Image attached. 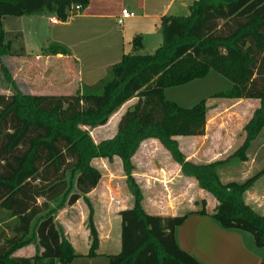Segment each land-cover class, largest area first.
<instances>
[{"label": "trees", "instance_id": "trees-1", "mask_svg": "<svg viewBox=\"0 0 264 264\" xmlns=\"http://www.w3.org/2000/svg\"><path fill=\"white\" fill-rule=\"evenodd\" d=\"M88 2L0 0V75L10 90L7 96L0 94V264H69L76 258L57 213L78 201L89 207L87 195L101 179L91 163L113 158L120 162L132 206L118 214L120 251L108 257L110 264H202L176 243L175 230L189 214L207 215L223 229L248 233L264 250V215L244 200L264 168L243 182L224 183L221 177L229 163L247 161L246 151L264 126V0H196L187 16L162 19V42L152 54H139L143 45L135 37L133 53L111 66L96 85L70 95L22 93L3 63L14 54L5 19L48 14L66 22L73 7L83 9ZM61 51L50 45L44 53ZM211 70L227 79L231 89L210 99L258 101L259 107L243 128L247 136L236 151L226 159L196 164L186 159L175 138L204 135L208 102L183 108L166 100L164 91ZM131 99L135 102L121 115L114 136L95 143L88 131L105 126ZM147 140L157 141L180 175L214 199L210 213L203 199L198 209L175 216L144 210L131 160ZM86 225V256L92 258L99 240L91 212ZM28 246L34 247L32 257H14Z\"/></svg>", "mask_w": 264, "mask_h": 264}, {"label": "crops", "instance_id": "crops-1", "mask_svg": "<svg viewBox=\"0 0 264 264\" xmlns=\"http://www.w3.org/2000/svg\"><path fill=\"white\" fill-rule=\"evenodd\" d=\"M194 1L196 0H89L81 12L67 19L66 22L58 24H51L50 16L43 14L41 18L45 19V21L43 20L45 23L44 34L47 39L45 44L48 46L58 45L63 48V52H58L55 55L44 53L45 56L36 55L34 59H29V55H25L24 62L22 60L21 62L26 63L27 60H31L26 63V66L29 65L32 70L30 72L27 70L26 75L28 76L25 79L18 77L21 84L17 82V76H15V83L22 93L29 95H70L83 88L94 86L105 77L111 66L119 63L123 56L133 53L132 40L135 37L141 38L143 49L140 52L152 54L162 42L160 31L162 19L164 17L187 16L188 9ZM124 9L134 13V17L125 20L122 25H118L117 21ZM27 80L37 81V83L31 84L32 81ZM132 100L135 99L126 102L121 108ZM252 102L259 103L258 101ZM128 108L120 114L119 119ZM207 132L208 127L206 126L204 135L198 138L207 137ZM175 140L180 146V141ZM144 143L145 141L141 145ZM136 155L137 153L132 158L133 163ZM187 160L189 159L187 158ZM113 161L120 164L117 158H113ZM175 170L176 176L178 174L181 176L176 164ZM160 171L163 170L160 169ZM140 176L144 177L145 175ZM257 181L245 193L244 200L255 212L264 215V194L254 191L257 186L255 184H258ZM159 182L165 184V181ZM101 183L100 179L97 187L87 195L90 200L95 201L98 210L94 216V225L99 240L96 256L92 258L86 256L89 248V234L85 228L84 215L78 214V217L74 216L71 220L59 223L65 237L77 254V257L69 264H110L108 257L116 255L120 251L121 225L118 214L130 208L132 200L113 211V200L119 205L117 200H121V197L116 196V191H114L115 195L114 192L109 191L110 198L114 196L110 201L107 192L102 191V187L99 188L100 185H103ZM104 188L110 189L109 186ZM215 204L209 208L206 204L207 212L210 213ZM73 206L70 208H74ZM142 206L150 215H174L168 210L161 212L153 205H149L150 210L144 200ZM58 220L59 217L56 218V221ZM175 239L181 250L202 264H260L264 255V250L255 246L248 233L223 229L207 215L189 214L176 228ZM77 247H80L81 250L78 251ZM34 254V247L28 246L18 250L14 257L30 258Z\"/></svg>", "mask_w": 264, "mask_h": 264}, {"label": "rangeland", "instance_id": "rangeland-1", "mask_svg": "<svg viewBox=\"0 0 264 264\" xmlns=\"http://www.w3.org/2000/svg\"><path fill=\"white\" fill-rule=\"evenodd\" d=\"M42 15H34L30 18L21 19L6 18L4 21V31L11 41L14 54L5 58L3 63L8 68L12 79L14 80L15 76H17V82L19 83L20 80L18 77L25 79L28 76L26 75L27 70L29 72L32 70V67L29 65L26 66V63H29L31 60L23 63L25 55H29V59H34L36 55L45 56L44 51L48 45L45 44L47 40L44 34L45 23H43V20L45 21V19L43 18L42 20ZM48 16L52 17L51 15ZM21 52L22 54H20ZM140 54L146 53L143 51ZM24 71L25 73H22ZM32 83L36 84L37 81H32ZM230 89L231 83L212 70L201 79L165 89V99L183 108H190L205 99L208 102L207 137L175 138L180 141L179 148L189 161L196 164H204L216 161L217 159H226L242 145L246 138L247 131L243 130V128L252 118L254 111L258 109L259 103L255 104L247 100L239 102L224 99H210L212 95L224 93ZM0 94L6 96L10 94L9 88L1 79V75ZM134 102L135 100H132L129 104L119 109L110 118L107 125L89 130L88 132L92 140L98 143L103 139L111 138L115 134L116 123L120 114ZM246 156L247 161L244 163L235 161V163H229L227 165V172L221 174L224 183L231 181L243 182L264 168V126L250 143V147L246 151ZM143 159L144 161L142 162ZM131 162L133 165V179L140 187L143 200L148 206L153 205L161 212L168 210L174 215H178L198 209L201 199L205 200L208 208L212 204H215L214 199L209 194L197 188L193 180L178 176L179 174L176 176L175 164L172 163L167 152L157 142L145 141L140 146L134 163L133 160ZM91 164L100 171L101 184L110 187V189L106 190L104 188L106 186L100 185L99 188L102 187V191H106L107 194L109 191H116L117 194L114 192V195L116 194V196L121 197V200H117L119 205L113 200V211L132 200L125 183V178H121L123 173H121L118 162H114L113 160L108 162L98 159L93 160ZM160 169L163 171H160ZM142 174L145 176H140ZM167 179L168 181H166ZM261 179L263 180L259 182ZM159 181H165V184ZM257 183L255 184L257 186L254 191L264 194V176ZM108 196L109 200L112 201L114 196L112 198H110L111 196L109 194ZM88 199L90 210L82 201L77 202L74 204V208L65 207L59 211L56 216V218L59 217V220L56 222L58 224L60 222L63 223L65 220H71L74 216L78 217V214H82L86 219L85 228L88 231L86 224L89 212L92 214L93 224L94 216L96 212L98 213L95 201L90 200V198ZM150 206L149 208L151 210ZM79 248L77 247L76 249L80 251L81 249Z\"/></svg>", "mask_w": 264, "mask_h": 264}, {"label": "built area", "instance_id": "built-area-1", "mask_svg": "<svg viewBox=\"0 0 264 264\" xmlns=\"http://www.w3.org/2000/svg\"><path fill=\"white\" fill-rule=\"evenodd\" d=\"M81 10H82V8L80 6L73 7L70 10L67 19H69L70 17L78 14L79 12H81ZM133 17H134V13H132V12L124 9V10H122L121 15H120V18L118 19L117 23H118V25H122V23L125 20L130 19V18H133ZM59 22L60 21L56 17H54V16L50 17V23L51 24H58Z\"/></svg>", "mask_w": 264, "mask_h": 264}]
</instances>
